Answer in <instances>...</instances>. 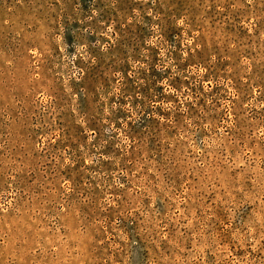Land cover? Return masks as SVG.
<instances>
[{
  "label": "rangeland",
  "instance_id": "obj_1",
  "mask_svg": "<svg viewBox=\"0 0 264 264\" xmlns=\"http://www.w3.org/2000/svg\"><path fill=\"white\" fill-rule=\"evenodd\" d=\"M0 264H264V0H0Z\"/></svg>",
  "mask_w": 264,
  "mask_h": 264
}]
</instances>
